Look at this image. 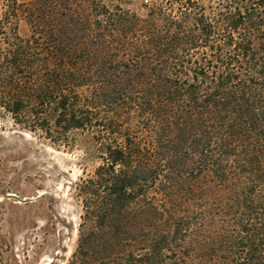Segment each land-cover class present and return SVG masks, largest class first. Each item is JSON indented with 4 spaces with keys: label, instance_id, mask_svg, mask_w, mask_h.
Segmentation results:
<instances>
[{
    "label": "trees",
    "instance_id": "1",
    "mask_svg": "<svg viewBox=\"0 0 264 264\" xmlns=\"http://www.w3.org/2000/svg\"><path fill=\"white\" fill-rule=\"evenodd\" d=\"M130 1L0 0V113L101 161L69 264H264V0Z\"/></svg>",
    "mask_w": 264,
    "mask_h": 264
},
{
    "label": "rangeland",
    "instance_id": "2",
    "mask_svg": "<svg viewBox=\"0 0 264 264\" xmlns=\"http://www.w3.org/2000/svg\"><path fill=\"white\" fill-rule=\"evenodd\" d=\"M145 1L127 6L142 15ZM20 31L30 34L26 21ZM87 136L77 132L71 141L80 143L58 144L0 113V245L6 264H69L83 214L77 185L101 162L87 151ZM8 194L31 200L19 202Z\"/></svg>",
    "mask_w": 264,
    "mask_h": 264
},
{
    "label": "water",
    "instance_id": "3",
    "mask_svg": "<svg viewBox=\"0 0 264 264\" xmlns=\"http://www.w3.org/2000/svg\"><path fill=\"white\" fill-rule=\"evenodd\" d=\"M7 197H8V198L16 199V200H18L19 202H27L28 200H31V199L21 198V197H19V196L16 195V194H8Z\"/></svg>",
    "mask_w": 264,
    "mask_h": 264
}]
</instances>
